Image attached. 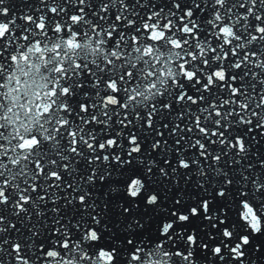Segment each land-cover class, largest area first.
<instances>
[{
	"label": "snow or ice",
	"instance_id": "1",
	"mask_svg": "<svg viewBox=\"0 0 264 264\" xmlns=\"http://www.w3.org/2000/svg\"><path fill=\"white\" fill-rule=\"evenodd\" d=\"M0 264H264V0H0Z\"/></svg>",
	"mask_w": 264,
	"mask_h": 264
}]
</instances>
